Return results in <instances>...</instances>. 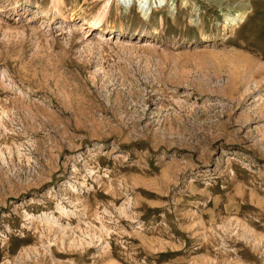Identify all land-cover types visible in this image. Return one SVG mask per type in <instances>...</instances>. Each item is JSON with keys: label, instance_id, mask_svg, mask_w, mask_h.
I'll list each match as a JSON object with an SVG mask.
<instances>
[{"label": "rangeland", "instance_id": "374dc122", "mask_svg": "<svg viewBox=\"0 0 264 264\" xmlns=\"http://www.w3.org/2000/svg\"><path fill=\"white\" fill-rule=\"evenodd\" d=\"M0 264H264V0H0Z\"/></svg>", "mask_w": 264, "mask_h": 264}, {"label": "bare ground", "instance_id": "6f19581e", "mask_svg": "<svg viewBox=\"0 0 264 264\" xmlns=\"http://www.w3.org/2000/svg\"><path fill=\"white\" fill-rule=\"evenodd\" d=\"M143 1H146V0H142ZM162 1V0H161ZM91 23L90 26L93 27L94 29H98L100 27V24L97 22V23H93V22H89ZM102 35V34H101ZM121 36V33L118 34V37ZM111 37L114 39L115 35H112L111 34ZM121 39V38H120Z\"/></svg>", "mask_w": 264, "mask_h": 264}]
</instances>
